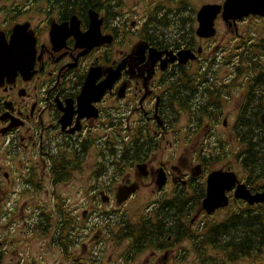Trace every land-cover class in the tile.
<instances>
[{
  "label": "flooded vegetation",
  "instance_id": "obj_1",
  "mask_svg": "<svg viewBox=\"0 0 264 264\" xmlns=\"http://www.w3.org/2000/svg\"><path fill=\"white\" fill-rule=\"evenodd\" d=\"M0 53V264H264V0H0Z\"/></svg>",
  "mask_w": 264,
  "mask_h": 264
},
{
  "label": "water",
  "instance_id": "obj_2",
  "mask_svg": "<svg viewBox=\"0 0 264 264\" xmlns=\"http://www.w3.org/2000/svg\"><path fill=\"white\" fill-rule=\"evenodd\" d=\"M17 30V31H16ZM13 37H15V39H14V47H17V49H19V48H24V50L26 51V53H27V57L29 56L28 54H29V52H33V51H31L30 49L32 48L33 49V45H34V42H33V40H31V39H29V38H22L21 37V34H20V32H19V30L18 29H15L14 31H13V35H12V37H11V42H12V38ZM2 47V46H1ZM29 47V48H28ZM26 48V49H25ZM13 52H14V50H13ZM31 55H32V53H31ZM30 55V56H31ZM10 59H7L6 57H5V55L4 54H2V53H0V65L2 66V65H4V64H6V63H8L9 62V64H11L10 62H11V60L9 61ZM5 61V62H4ZM7 61V62H6ZM15 62L13 61V63L9 66V67H7V68H5L6 69V71H9L8 70V68H10L12 71H14L15 70V64H14ZM4 69V70H5ZM10 70V71H11ZM2 71L0 70V73H1Z\"/></svg>",
  "mask_w": 264,
  "mask_h": 264
},
{
  "label": "rangeland",
  "instance_id": "obj_3",
  "mask_svg": "<svg viewBox=\"0 0 264 264\" xmlns=\"http://www.w3.org/2000/svg\"><path fill=\"white\" fill-rule=\"evenodd\" d=\"M4 234V233H3ZM10 253H7V255H6V259H5V261H7L8 259H10ZM3 262V261H2Z\"/></svg>",
  "mask_w": 264,
  "mask_h": 264
}]
</instances>
